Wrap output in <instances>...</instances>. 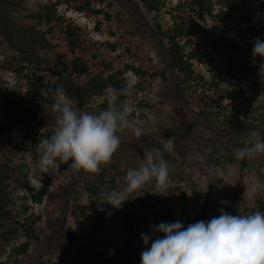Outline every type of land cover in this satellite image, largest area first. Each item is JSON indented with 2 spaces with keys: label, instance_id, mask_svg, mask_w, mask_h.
<instances>
[{
  "label": "rangeland",
  "instance_id": "374dc122",
  "mask_svg": "<svg viewBox=\"0 0 264 264\" xmlns=\"http://www.w3.org/2000/svg\"><path fill=\"white\" fill-rule=\"evenodd\" d=\"M48 1L54 0H38L36 7L29 8L28 0H24L23 7L33 11ZM179 1L166 0L156 18L140 6L139 0H90L93 9L102 11L98 15L89 11L77 12L72 3L57 8L66 21L82 28L89 47L93 44L90 49L97 55L94 63L104 59L115 68L131 62L141 64L146 57L155 68L169 67L165 42L156 31L155 21L164 30L179 22L182 16L194 35L193 44L187 50L194 54V69L207 81L200 84L198 91L208 97V105L220 116L204 122L194 104L188 102L171 70L166 84L156 80L141 90L133 89L128 101L133 108L130 119L144 134L136 138L129 130L118 133L121 143L111 161L116 163L118 160L119 169L127 172L129 168L139 166L145 150L160 149L168 162L169 182L165 190L157 191L152 182L146 185L148 189L133 193L123 204L139 214L135 234L137 245L144 250L141 233H151L152 226L161 222L179 221L186 226L203 207L207 213L204 221H208L221 212L233 216L249 214L252 209H257V200L264 203V154L252 158L248 170H241L235 162L218 168L208 162L213 155L223 154L231 148L234 136L247 142L250 128H257L264 136V121H260L254 112L258 109L264 114V82L258 75V66L264 59L256 57L253 62L252 55L254 41L257 38L264 40V12L253 16L254 23L261 26L263 32L251 42L240 33V29H245L243 23L239 29L232 22L219 23L204 12L196 15L176 10ZM25 13L19 11L16 16L22 20ZM107 44L114 45V49ZM64 54L65 50L60 48L50 58L60 62ZM11 56L5 46L0 47V121L9 129L4 137L5 144L16 149L24 134L55 127V119L40 101L41 89L30 91L12 72L3 69ZM232 76L240 78L242 83L236 85ZM127 77L133 78L131 74ZM145 102L149 110L142 107ZM96 103L94 100L91 105ZM233 115L238 116L243 126H237ZM169 137L176 138L171 153L163 149V141ZM25 161L30 173L34 163L29 157ZM68 167L60 165L48 197L40 205L33 206V211L41 216L39 240L20 256H16L11 247L0 245V264H48L59 256V244L66 227L82 240L90 233L91 221L69 212L71 192L86 177L74 175L67 171ZM28 179L33 187H38L34 173L29 174ZM125 183V177L117 181L122 187L120 190ZM155 199L164 205V209ZM16 200L19 207L23 200L17 197ZM83 203L86 205L85 199ZM162 235L156 233L154 238ZM125 239L126 234L119 227L105 224L95 242L106 249L122 245Z\"/></svg>",
  "mask_w": 264,
  "mask_h": 264
},
{
  "label": "trees",
  "instance_id": "16d2710c",
  "mask_svg": "<svg viewBox=\"0 0 264 264\" xmlns=\"http://www.w3.org/2000/svg\"><path fill=\"white\" fill-rule=\"evenodd\" d=\"M165 1L139 0L140 6L147 13H153L155 18L164 7ZM23 3L24 0H0V47L5 46L12 53L3 69L12 72L30 91L59 86L73 101L75 108L99 113L107 107L105 96L110 90L119 93L128 74L138 78L134 89L141 90L156 80L166 84L169 71L172 70L176 82L187 95L188 102L194 104L204 122L220 116L219 112L212 110L208 105V97L198 91L200 84L207 81L193 67L194 54L189 53L187 49L193 44L194 35L182 16L179 17V22H174L170 28L164 30L154 22L160 39L165 42L168 68H155L149 57H146L145 61L142 60L141 64L131 62L115 68L111 62L104 59L94 63L97 55L91 51L93 44L89 47L90 43L87 42L82 28L66 21L64 16L57 12V8L62 4L72 3L77 12L101 14L102 11L91 7L90 0L48 1L33 11L23 7ZM175 9L196 15L204 12L219 23L232 22L239 29L243 23L245 29H240V33L251 42L263 32V28L254 23L253 16L255 13L264 12V0H181ZM19 11L26 12L22 20L16 16ZM104 15L108 20V14ZM107 45L114 49V45ZM60 48L65 50L64 59L56 62L50 55ZM144 62L146 64L142 65ZM232 77L236 85L242 83L240 78ZM119 99L129 101L130 96L121 95ZM94 100H97V103L92 106ZM40 101L43 105L48 102L42 97ZM142 104L146 110L150 109L146 102ZM254 112L263 122L264 114L258 109ZM232 118L238 127L243 126L238 116L233 115ZM54 128L50 126L30 135L24 134L19 146L11 149L4 141L9 129L0 121V245L2 248L11 247L16 256L26 254L31 245L39 240L38 224L41 216L33 211V206L40 205L48 197L49 188L56 177V171H50L44 174L38 187H33L28 179L29 166L25 158L29 157L34 165L36 164L40 154V142L49 138ZM245 144L246 142H241L234 136L231 148L226 149L223 154L213 155L208 162L216 168L235 162L241 170H248L253 159L237 160L234 153V149ZM126 173L119 169L117 160L116 163L111 162L102 168L94 180L85 178L77 189L72 190L69 212L73 216L90 220V233L82 240L70 227H66L59 244V256L48 264H141L140 257L144 249L137 245L135 234L139 214L124 205L115 210L111 205L101 204L102 193L107 194L122 188L117 181H121ZM146 188L145 186L142 190ZM16 197L23 200L19 207ZM155 201L163 208L164 205L159 200ZM98 205L100 206L97 207ZM256 205L257 209H252L249 214L264 212L261 199L256 201ZM101 207L103 211L100 210ZM205 209L206 207H203L184 227L204 221L207 216ZM105 224H112L125 232L126 239L122 245L106 249L97 246L95 240L99 238Z\"/></svg>",
  "mask_w": 264,
  "mask_h": 264
},
{
  "label": "clouds",
  "instance_id": "9594fccd",
  "mask_svg": "<svg viewBox=\"0 0 264 264\" xmlns=\"http://www.w3.org/2000/svg\"><path fill=\"white\" fill-rule=\"evenodd\" d=\"M38 0H28V7H36ZM253 62L256 57L264 59V40L257 38L253 44ZM258 75L264 82V63ZM138 78H126L122 90H110L105 96L107 107L99 113L80 111L74 107L59 86L42 88L40 95L46 103L43 107L53 114V134L40 142L39 158L30 170L41 184L44 174L59 172L60 165H69L68 170L76 176L83 174L94 180L102 168L107 167L120 147L118 133L129 130L136 138L144 133L130 119L131 104L119 97L130 96ZM175 137L163 141V149L171 153ZM237 160L252 159L264 154V136L253 127L248 129V141L234 149ZM69 162H71L69 164ZM169 165L160 149L144 151V158L136 168H129L123 190L102 193L101 204L119 210L129 197L154 182L157 191L167 188ZM42 186V185H41ZM103 211V208H100ZM162 233V236H155ZM145 250L141 264H264V213L230 215L221 212L208 221H197L186 228L179 222L152 226L151 233H141ZM151 242V246L148 247Z\"/></svg>",
  "mask_w": 264,
  "mask_h": 264
}]
</instances>
